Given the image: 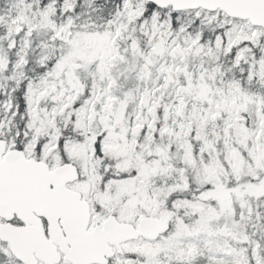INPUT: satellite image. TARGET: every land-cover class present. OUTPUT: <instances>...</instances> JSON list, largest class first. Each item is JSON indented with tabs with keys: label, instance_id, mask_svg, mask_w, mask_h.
Masks as SVG:
<instances>
[{
	"label": "snow or ice",
	"instance_id": "6c2138e0",
	"mask_svg": "<svg viewBox=\"0 0 264 264\" xmlns=\"http://www.w3.org/2000/svg\"><path fill=\"white\" fill-rule=\"evenodd\" d=\"M0 264H264V0H0Z\"/></svg>",
	"mask_w": 264,
	"mask_h": 264
}]
</instances>
